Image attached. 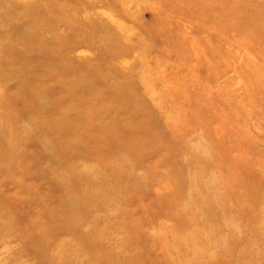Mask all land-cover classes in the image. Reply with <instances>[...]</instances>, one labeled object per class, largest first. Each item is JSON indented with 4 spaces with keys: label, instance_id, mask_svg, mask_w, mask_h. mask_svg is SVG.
<instances>
[{
    "label": "rangeland",
    "instance_id": "rangeland-1",
    "mask_svg": "<svg viewBox=\"0 0 264 264\" xmlns=\"http://www.w3.org/2000/svg\"><path fill=\"white\" fill-rule=\"evenodd\" d=\"M0 264H264V0H0Z\"/></svg>",
    "mask_w": 264,
    "mask_h": 264
}]
</instances>
